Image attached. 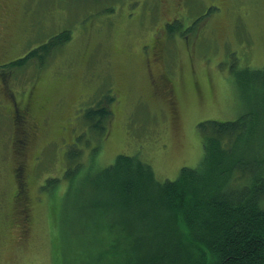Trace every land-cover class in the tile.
Here are the masks:
<instances>
[{"label":"rangeland","instance_id":"rangeland-1","mask_svg":"<svg viewBox=\"0 0 264 264\" xmlns=\"http://www.w3.org/2000/svg\"><path fill=\"white\" fill-rule=\"evenodd\" d=\"M63 31L44 63L9 65ZM263 67L264 0H0V264H54L67 152L89 165L96 144L85 109L110 112L91 169L124 154L171 180L202 159L199 123L247 111L237 73Z\"/></svg>","mask_w":264,"mask_h":264},{"label":"trees","instance_id":"trees-1","mask_svg":"<svg viewBox=\"0 0 264 264\" xmlns=\"http://www.w3.org/2000/svg\"><path fill=\"white\" fill-rule=\"evenodd\" d=\"M69 39L63 31L9 65L44 63ZM237 74L247 111L199 123L202 159L171 180H158L148 163L124 154L91 169L110 112L101 105L84 110L96 144L89 165L78 159L79 148L67 152L66 220L60 217L54 264H264V67ZM58 181L42 188L52 194Z\"/></svg>","mask_w":264,"mask_h":264},{"label":"flooded vegetation","instance_id":"flooded-vegetation-1","mask_svg":"<svg viewBox=\"0 0 264 264\" xmlns=\"http://www.w3.org/2000/svg\"><path fill=\"white\" fill-rule=\"evenodd\" d=\"M159 81L162 82V84H163V82H165V84H163L164 86H167V84H168V81H166V79H164V77L158 75V80L156 79V82L158 83ZM170 93H171V90H170L169 94ZM32 113L33 112L31 110V107L28 104H22V105H18L17 103L14 104V117L13 118L16 120L17 123L23 122L22 119H24V118L26 119V116H28V118H30L27 121V125H26L27 131L28 130L32 131L33 129H35V126L33 124V118L31 117L32 115L30 116V114H32ZM24 128L25 127H22L20 129L23 130ZM18 171L23 174L22 179L24 182H20V187H22L23 183H25L23 162H21ZM18 191H20V190L18 189Z\"/></svg>","mask_w":264,"mask_h":264}]
</instances>
